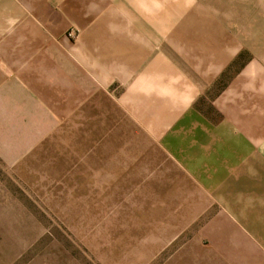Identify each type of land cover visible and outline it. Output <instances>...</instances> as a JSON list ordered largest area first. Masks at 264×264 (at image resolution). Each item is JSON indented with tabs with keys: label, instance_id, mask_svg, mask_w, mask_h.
I'll return each instance as SVG.
<instances>
[{
	"label": "crops",
	"instance_id": "crops-1",
	"mask_svg": "<svg viewBox=\"0 0 264 264\" xmlns=\"http://www.w3.org/2000/svg\"><path fill=\"white\" fill-rule=\"evenodd\" d=\"M229 2L0 0V156L16 162L64 122L78 127L83 105L117 114L190 169L204 200L219 202L221 264H264V177L237 176L235 156L221 154L224 128L196 106L242 44L264 40V0L243 16ZM238 86L232 79L214 101L228 134L232 120L250 117L230 115Z\"/></svg>",
	"mask_w": 264,
	"mask_h": 264
},
{
	"label": "rangeland",
	"instance_id": "rangeland-1",
	"mask_svg": "<svg viewBox=\"0 0 264 264\" xmlns=\"http://www.w3.org/2000/svg\"><path fill=\"white\" fill-rule=\"evenodd\" d=\"M224 1L234 2L240 16L255 4ZM66 34L72 39L77 33ZM250 43L242 44L234 64L196 106L217 132L224 128L221 154L235 156L242 166L237 176L260 178L264 40ZM232 79L239 86L226 102L233 107L230 115L250 117L232 120L242 131L233 126L228 134V116L214 101ZM95 111L81 106L78 127L64 122L16 162L0 156V264H221L213 227L219 202L204 200L190 169L181 168L157 140L140 136L117 114Z\"/></svg>",
	"mask_w": 264,
	"mask_h": 264
},
{
	"label": "built area",
	"instance_id": "built-area-1",
	"mask_svg": "<svg viewBox=\"0 0 264 264\" xmlns=\"http://www.w3.org/2000/svg\"><path fill=\"white\" fill-rule=\"evenodd\" d=\"M69 36H71V37L73 36L72 32L71 33L69 32Z\"/></svg>",
	"mask_w": 264,
	"mask_h": 264
}]
</instances>
